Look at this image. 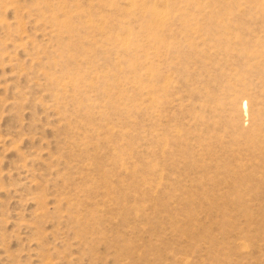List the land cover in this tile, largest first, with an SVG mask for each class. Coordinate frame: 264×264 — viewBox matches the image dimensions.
Segmentation results:
<instances>
[{
	"label": "rangeland",
	"instance_id": "374dc122",
	"mask_svg": "<svg viewBox=\"0 0 264 264\" xmlns=\"http://www.w3.org/2000/svg\"><path fill=\"white\" fill-rule=\"evenodd\" d=\"M0 264H264V0H0Z\"/></svg>",
	"mask_w": 264,
	"mask_h": 264
},
{
	"label": "bare ground",
	"instance_id": "6f19581e",
	"mask_svg": "<svg viewBox=\"0 0 264 264\" xmlns=\"http://www.w3.org/2000/svg\"><path fill=\"white\" fill-rule=\"evenodd\" d=\"M241 111L244 113V115H248V108L246 106V102L241 105Z\"/></svg>",
	"mask_w": 264,
	"mask_h": 264
}]
</instances>
